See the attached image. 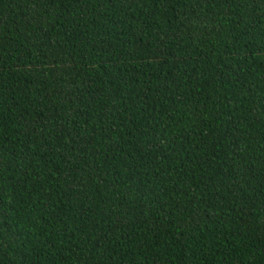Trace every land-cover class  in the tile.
I'll return each instance as SVG.
<instances>
[{"label":"trees","instance_id":"obj_1","mask_svg":"<svg viewBox=\"0 0 264 264\" xmlns=\"http://www.w3.org/2000/svg\"><path fill=\"white\" fill-rule=\"evenodd\" d=\"M0 264H264V0H0Z\"/></svg>","mask_w":264,"mask_h":264}]
</instances>
